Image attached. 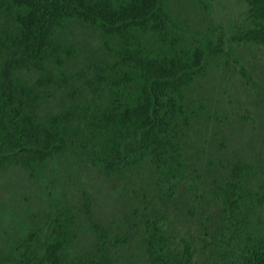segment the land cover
<instances>
[{"label": "trees", "instance_id": "trees-1", "mask_svg": "<svg viewBox=\"0 0 264 264\" xmlns=\"http://www.w3.org/2000/svg\"><path fill=\"white\" fill-rule=\"evenodd\" d=\"M171 1L0 0V174L19 166L38 178L66 153L106 178L130 180L145 164L157 173L148 204L128 214V231L91 215L92 248L70 256L76 213L57 204L45 234L30 231L0 264H119L114 250L138 230L144 264H264V229L255 222L264 193L254 163L237 158L207 170L211 181L192 163L190 131L205 115L193 84L227 61L229 33L222 25L192 30ZM245 1V23L232 38L264 49V0ZM72 21L95 27L102 42L101 55L74 72L69 63L81 46L59 37ZM57 93L68 102L41 116ZM195 211L198 234L177 231L174 217Z\"/></svg>", "mask_w": 264, "mask_h": 264}, {"label": "rangeland", "instance_id": "rangeland-1", "mask_svg": "<svg viewBox=\"0 0 264 264\" xmlns=\"http://www.w3.org/2000/svg\"><path fill=\"white\" fill-rule=\"evenodd\" d=\"M205 3L171 1L174 12L192 30L206 32L222 25L229 33L227 61L212 63L207 76L193 84L192 96L204 106L205 115L190 131L192 163L211 181L213 176L207 170L214 172L237 158L249 160L258 171V183H262L264 193V49L232 38L245 23V0H205ZM3 21L0 17V26ZM59 37L65 43L81 46L82 55L69 63L71 72L79 71L89 59L102 53L98 30L85 22H69ZM22 75L29 81L36 76L32 72ZM67 102L63 93H57L41 105L39 113L44 116ZM156 177V171L145 164L133 172L130 180L106 178L70 153L45 164L38 178L12 166L0 174V259L9 256L30 231L37 229L43 236L57 204L70 206L76 213L79 240L69 247L70 256L92 248L96 236L91 215L106 229L128 231V214L143 210L148 204L147 194L154 193ZM87 198L90 214L85 207ZM186 213L174 217V227L179 232L198 234L200 213L195 211L194 216ZM255 222L264 229V198ZM139 232L129 244L114 250L119 264L130 259L134 264H144Z\"/></svg>", "mask_w": 264, "mask_h": 264}]
</instances>
